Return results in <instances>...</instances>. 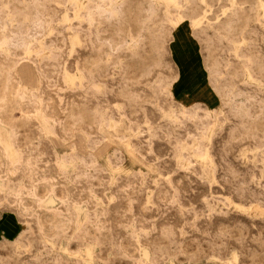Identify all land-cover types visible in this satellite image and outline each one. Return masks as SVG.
I'll return each mask as SVG.
<instances>
[{"label": "rangeland", "instance_id": "rangeland-1", "mask_svg": "<svg viewBox=\"0 0 264 264\" xmlns=\"http://www.w3.org/2000/svg\"><path fill=\"white\" fill-rule=\"evenodd\" d=\"M79 1L0 0V264H264V0Z\"/></svg>", "mask_w": 264, "mask_h": 264}, {"label": "bare ground", "instance_id": "bare-ground-1", "mask_svg": "<svg viewBox=\"0 0 264 264\" xmlns=\"http://www.w3.org/2000/svg\"><path fill=\"white\" fill-rule=\"evenodd\" d=\"M132 1V0H131ZM161 2H165L170 5L178 6L180 3V0H151L150 3L146 0H134V3L130 8L133 9L134 12H136V20H133L128 16V10H125V14L127 16L120 17L119 12L116 9H110L107 10V12L112 15L111 20L113 24L109 28V31L113 33V35L118 37L119 39H122L125 42L130 43L129 44V50H133L138 41L139 36L141 35L144 25L148 24V22L152 21L151 18V10H152V4H160ZM78 5L83 8L87 9L88 8V3L84 0L79 1ZM165 5V4H164ZM123 11V10H122ZM166 18L171 20V17L168 15L170 14V10H166ZM140 22L137 24L136 22ZM194 25L198 26L199 22L195 21ZM248 80H251V76L248 74L247 75ZM110 126V125H109ZM5 129V128H4ZM6 130V129H5ZM7 132V130H6ZM5 132V134H7ZM124 138V136H123ZM7 139V136H6ZM125 139V138H124ZM8 141V139H7ZM11 146V145H10ZM53 200L51 199L48 203H52ZM87 259H91L92 255L90 252H87ZM170 264H176L175 262H170Z\"/></svg>", "mask_w": 264, "mask_h": 264}, {"label": "snow or ice", "instance_id": "snow-or-ice-1", "mask_svg": "<svg viewBox=\"0 0 264 264\" xmlns=\"http://www.w3.org/2000/svg\"><path fill=\"white\" fill-rule=\"evenodd\" d=\"M184 42L185 45L190 48L191 50H195L197 47V41L195 40V38L193 36H191L190 34L186 37H184ZM199 58L197 57V60ZM193 101H186V103H192Z\"/></svg>", "mask_w": 264, "mask_h": 264}]
</instances>
